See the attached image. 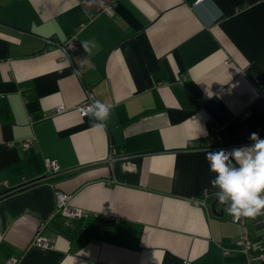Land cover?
Masks as SVG:
<instances>
[{"label": "crops", "instance_id": "obj_1", "mask_svg": "<svg viewBox=\"0 0 264 264\" xmlns=\"http://www.w3.org/2000/svg\"><path fill=\"white\" fill-rule=\"evenodd\" d=\"M0 96V264H246L264 216L211 211L206 154L264 138V0H0Z\"/></svg>", "mask_w": 264, "mask_h": 264}, {"label": "clouds", "instance_id": "obj_2", "mask_svg": "<svg viewBox=\"0 0 264 264\" xmlns=\"http://www.w3.org/2000/svg\"><path fill=\"white\" fill-rule=\"evenodd\" d=\"M112 107L95 100L86 114L92 120L106 122ZM249 139L254 142L249 146L206 154L209 172L215 173L209 183L218 189L213 196L237 219L264 216V138L253 132Z\"/></svg>", "mask_w": 264, "mask_h": 264}, {"label": "built area", "instance_id": "obj_3", "mask_svg": "<svg viewBox=\"0 0 264 264\" xmlns=\"http://www.w3.org/2000/svg\"><path fill=\"white\" fill-rule=\"evenodd\" d=\"M199 1V0H196ZM106 13L111 14L112 13V8L110 5H107L103 9ZM92 17V16H91ZM83 26V24H80L79 27L77 28L80 29ZM50 41V40H48ZM58 46L62 49L63 56L64 57H70V52L76 50L77 44L75 41V36L72 35L70 36L67 40H65L62 43H59ZM224 62H227V59L224 60ZM93 103V96L90 91H87L85 93L84 99L81 100V102H78L75 106V110L80 114L84 115L86 114V110L92 105ZM65 111V108L62 105H58L53 108L52 112L54 114L60 113ZM211 133L213 134L214 137H217L219 140L222 139V133L220 132V129L218 126H212L211 127ZM29 141H25L24 145H27ZM109 156V160H110ZM108 160V161H109ZM48 168H51L52 170H57V165L53 161H48L46 162ZM69 195L64 193V192H57L55 196V204H56V211L61 213V215L65 217H75L79 216L81 214V210L79 208H74L71 207L69 204ZM246 217H240L239 219L234 218L231 216V219L233 221H239L243 222ZM45 223L41 222L37 230L33 236L32 239V244L34 246H37L39 248H49L51 246L50 241L46 236L42 234V229L44 228ZM242 244L244 245V253L246 255V264H257L260 260L264 259V233L263 235L260 236L258 239L254 240H249L246 236V230L243 228V240ZM16 260L13 258H9L7 260V264H15Z\"/></svg>", "mask_w": 264, "mask_h": 264}, {"label": "trees", "instance_id": "obj_4", "mask_svg": "<svg viewBox=\"0 0 264 264\" xmlns=\"http://www.w3.org/2000/svg\"><path fill=\"white\" fill-rule=\"evenodd\" d=\"M47 40H51V39H47ZM10 118H11V113H10V109H9V104H8L7 100L5 99V97L0 96V120L1 121H8V120H10ZM28 183H29V181L25 182V183L18 184L16 186H13L10 189L14 190V189L20 188V187H22ZM1 195H3V194H1ZM257 264H264V259L260 260Z\"/></svg>", "mask_w": 264, "mask_h": 264}, {"label": "water", "instance_id": "obj_5", "mask_svg": "<svg viewBox=\"0 0 264 264\" xmlns=\"http://www.w3.org/2000/svg\"><path fill=\"white\" fill-rule=\"evenodd\" d=\"M215 201H216V199L213 200V201L211 202V204H210V209H211V211L214 212V213H216V210H215Z\"/></svg>", "mask_w": 264, "mask_h": 264}]
</instances>
